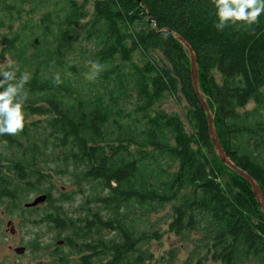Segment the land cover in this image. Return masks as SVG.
I'll use <instances>...</instances> for the list:
<instances>
[{
  "label": "trees",
  "instance_id": "trees-1",
  "mask_svg": "<svg viewBox=\"0 0 264 264\" xmlns=\"http://www.w3.org/2000/svg\"><path fill=\"white\" fill-rule=\"evenodd\" d=\"M174 35L225 154L264 200V0H0V70L28 77L24 127L0 135V214L46 195L38 217L70 253H92L83 262L154 264L150 217L169 207V231L194 246L183 264H264V212L221 162ZM179 94L192 132L161 108Z\"/></svg>",
  "mask_w": 264,
  "mask_h": 264
},
{
  "label": "rangeland",
  "instance_id": "rangeland-1",
  "mask_svg": "<svg viewBox=\"0 0 264 264\" xmlns=\"http://www.w3.org/2000/svg\"><path fill=\"white\" fill-rule=\"evenodd\" d=\"M138 59V56L136 57ZM161 108L166 110L168 113H176L178 114L182 120L185 122L187 130L189 132L193 131L194 122L192 115L189 112V107L186 104L183 97L179 94L178 96H172L169 97L167 100L164 101V103L161 105ZM256 108V104L254 102H250L247 108L244 111H252ZM228 174H225V180H227ZM56 186L59 190H65L62 189V183L65 182V179L61 177H57L55 179ZM71 188H67V191ZM35 199V198H34ZM171 216V210L169 207H167L164 211L157 215H152L150 217L152 222H155L156 229L160 231L163 234L162 241H154L151 244L150 251L153 253V263L158 264L163 258L164 260H171L169 257V254H171V251H176V262L178 264H183L185 261H187L189 257V253L194 248L192 243H184L182 242L174 233L169 231V224L171 222L170 220ZM5 221L2 231L0 232V253L1 252H8L9 247L18 248L27 246L30 248L29 250V258H31L35 264H39L40 262H44V264L47 262L46 256L44 254V248H49L50 251L54 247L57 246V240H55V236L57 233L53 231H49V227L40 228L37 230H33L32 234H26L25 229L20 228L19 219H3ZM11 221L12 227L8 228L6 227V224ZM12 229L15 231L12 232ZM40 230V231H39ZM33 234H36L35 236ZM36 240L39 242V246L43 249L40 252H34L33 246L36 244ZM31 243L33 245H31ZM2 257V256H1ZM79 256L76 255L73 262L75 260H78ZM26 261L22 262L19 261V263L26 264ZM33 262V263H34ZM39 262V263H38ZM148 264H151V262H147ZM14 264H17V261L14 262ZM209 264H213L210 262Z\"/></svg>",
  "mask_w": 264,
  "mask_h": 264
},
{
  "label": "flooded vegetation",
  "instance_id": "flooded-vegetation-1",
  "mask_svg": "<svg viewBox=\"0 0 264 264\" xmlns=\"http://www.w3.org/2000/svg\"><path fill=\"white\" fill-rule=\"evenodd\" d=\"M48 202V201H47ZM39 205L38 207L35 208H26V204L23 207L24 213H21L19 215H6V214H0V232L2 231L3 225L5 221L3 219H14L17 218L19 219L20 223V228L26 230V234H32L33 230H37L40 228L48 227V224L46 223V216H42L39 218V214L45 212L48 209V203ZM6 227L11 228L12 227V222L9 221L6 224ZM13 234H15V231L12 229ZM34 236L36 234H33ZM66 240L65 239H59L57 240V246L54 247L53 249L49 248H44V254L47 255L46 259L47 262L45 264H94V263H89V262H83L82 259L87 257V256H92V253L89 254H82L78 255L79 258L78 260H75V254L70 253V248L66 247ZM18 248H13L9 247L8 252H1L0 253V264H14L15 261H17V264H22L19 263V261H26V264H35V262L29 258V250L27 246H23L21 248H25V252L23 254H17L16 250ZM43 249L40 247L33 248L34 252H40ZM2 256V257H1ZM93 260V258H91ZM34 262V263H33ZM39 263V262H38ZM39 264H44V262H40Z\"/></svg>",
  "mask_w": 264,
  "mask_h": 264
},
{
  "label": "clouds",
  "instance_id": "clouds-1",
  "mask_svg": "<svg viewBox=\"0 0 264 264\" xmlns=\"http://www.w3.org/2000/svg\"><path fill=\"white\" fill-rule=\"evenodd\" d=\"M220 27V25H218ZM92 74L88 79H94L101 69L97 63L91 64ZM28 77L24 74L17 76V69L9 65V70H0V135H15L24 127V103L26 96L23 93ZM55 82L60 83L59 76Z\"/></svg>",
  "mask_w": 264,
  "mask_h": 264
},
{
  "label": "water",
  "instance_id": "water-1",
  "mask_svg": "<svg viewBox=\"0 0 264 264\" xmlns=\"http://www.w3.org/2000/svg\"><path fill=\"white\" fill-rule=\"evenodd\" d=\"M140 1V0H138ZM149 22H153L151 20V18L149 17ZM174 37L181 42L184 47L189 51L190 56H191V72H192V80H193V86H194V90L201 102L202 107L204 108L207 118H208V122H209V127H210V133L212 136V141L213 144L216 148V151L219 155V158L221 160V162L223 164H225L226 166H228L230 169H232L234 172H236L239 176H241L245 181H247L253 188V193L255 198L257 199V201L259 202L263 212H264V200H263V196L261 193V190L259 188V186L255 183V181L253 180V178H251L247 173H245L243 170L239 169L238 167H236L227 157V155L225 154L219 139L216 135L215 132V128H214V120H213V116L210 112V109L207 105V103L205 102V100L203 99L200 91H199V77H198V69H197V60H196V56L192 50V48L183 41V39H181L180 37L174 35ZM48 201V197L46 195H42L39 196L37 198H35L32 202L26 204V208H35L38 207L39 205L45 204ZM25 248H19L16 250L17 254H23L25 252Z\"/></svg>",
  "mask_w": 264,
  "mask_h": 264
},
{
  "label": "bare ground",
  "instance_id": "bare-ground-1",
  "mask_svg": "<svg viewBox=\"0 0 264 264\" xmlns=\"http://www.w3.org/2000/svg\"><path fill=\"white\" fill-rule=\"evenodd\" d=\"M40 231V230H39Z\"/></svg>",
  "mask_w": 264,
  "mask_h": 264
}]
</instances>
